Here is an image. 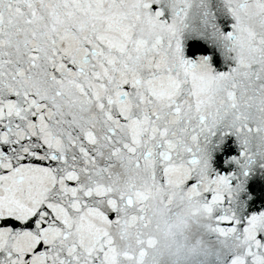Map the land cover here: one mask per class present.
<instances>
[{
	"label": "snow or ice",
	"instance_id": "1",
	"mask_svg": "<svg viewBox=\"0 0 264 264\" xmlns=\"http://www.w3.org/2000/svg\"><path fill=\"white\" fill-rule=\"evenodd\" d=\"M0 264H264V0H0Z\"/></svg>",
	"mask_w": 264,
	"mask_h": 264
}]
</instances>
